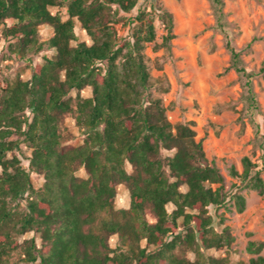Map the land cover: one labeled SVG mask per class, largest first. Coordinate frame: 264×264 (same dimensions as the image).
<instances>
[{
    "label": "trees",
    "instance_id": "obj_1",
    "mask_svg": "<svg viewBox=\"0 0 264 264\" xmlns=\"http://www.w3.org/2000/svg\"><path fill=\"white\" fill-rule=\"evenodd\" d=\"M139 1L0 0V23L11 20L4 35L17 39L11 51L23 57L54 52L29 61L30 79L0 84V264H231L207 252L229 242L228 230L217 234L209 214L211 205L227 199L225 176L196 131L171 122L154 94L159 83L145 54L157 39L154 19L138 9L123 22H136L128 36L115 27L119 11L131 13ZM51 6L65 7L68 18L53 14ZM162 19L168 41L173 14L164 10ZM77 22L90 45L78 41ZM43 23L54 33L41 41ZM87 86L92 96L84 97ZM66 115L85 135L82 144L64 145ZM23 143L29 155L8 156L23 152ZM242 165V172L232 166L231 175L264 195L258 164L246 156ZM80 167L87 177L77 176ZM32 173L44 177L38 188ZM122 183L130 192L129 208L116 207ZM235 198L243 211L244 196ZM32 231L40 243L35 237L20 241ZM17 250L22 255L12 261ZM247 250L256 256L238 264H264V241H251Z\"/></svg>",
    "mask_w": 264,
    "mask_h": 264
},
{
    "label": "rangeland",
    "instance_id": "obj_2",
    "mask_svg": "<svg viewBox=\"0 0 264 264\" xmlns=\"http://www.w3.org/2000/svg\"><path fill=\"white\" fill-rule=\"evenodd\" d=\"M222 1L220 4L214 0H140L131 13L119 11L117 18L120 20L115 27L121 37H126L136 22H123L134 16L138 9L146 10L153 17L157 39L146 45L145 54L150 73L159 83L154 94L163 99L171 122L187 123L196 131V139L202 141L208 159L225 176L227 199L221 205H211L209 214L217 234L228 230L229 242L222 247L209 248L207 252L238 264L256 256L247 250L251 241H264V195L230 173L232 166L242 172V160L247 156L258 164L264 180V0ZM50 10L60 14L63 20L68 18L65 7L51 6ZM164 10L171 12L174 18L173 37L168 41L164 39L168 35L162 19ZM10 23L11 20L0 23V84L16 78L30 79L29 61L41 62L44 55L54 54L52 51L39 54L28 51L23 57L11 51L9 44L17 39L4 35L6 24ZM38 29L41 41L54 33L46 23L38 25ZM75 33L78 41L92 43L79 22ZM234 52L238 53L237 58ZM81 94L92 96L91 87H85ZM71 95L75 96L76 91ZM61 131L66 146H77L84 141L85 135L70 115L64 117ZM21 146L23 152H10L8 156L29 155L26 144ZM173 153L174 150L162 151L165 156ZM23 162L27 164L25 159ZM127 168L132 171L130 165ZM76 174L87 177L83 167ZM31 178L36 188L44 182V177L36 173H32ZM235 194H241L246 200L241 212ZM130 206L129 189L122 183L118 186L116 207ZM168 207L171 209L173 205ZM32 237L40 243L39 236L33 231L27 232L20 241ZM116 241L117 236L110 239L112 247ZM21 255L17 250L11 260H19ZM261 255L264 256V250ZM187 256L195 258L193 253H187Z\"/></svg>",
    "mask_w": 264,
    "mask_h": 264
}]
</instances>
